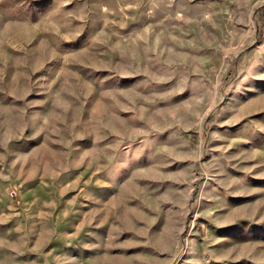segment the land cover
Listing matches in <instances>:
<instances>
[{
    "label": "rangeland",
    "instance_id": "374dc122",
    "mask_svg": "<svg viewBox=\"0 0 264 264\" xmlns=\"http://www.w3.org/2000/svg\"><path fill=\"white\" fill-rule=\"evenodd\" d=\"M0 264H264V0H0Z\"/></svg>",
    "mask_w": 264,
    "mask_h": 264
}]
</instances>
